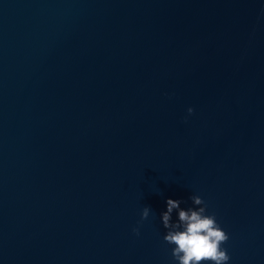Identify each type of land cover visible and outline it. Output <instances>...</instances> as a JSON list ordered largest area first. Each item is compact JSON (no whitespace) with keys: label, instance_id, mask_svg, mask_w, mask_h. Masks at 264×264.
<instances>
[{"label":"water","instance_id":"1","mask_svg":"<svg viewBox=\"0 0 264 264\" xmlns=\"http://www.w3.org/2000/svg\"><path fill=\"white\" fill-rule=\"evenodd\" d=\"M168 199L264 264V0H0V264H177Z\"/></svg>","mask_w":264,"mask_h":264},{"label":"clouds","instance_id":"2","mask_svg":"<svg viewBox=\"0 0 264 264\" xmlns=\"http://www.w3.org/2000/svg\"><path fill=\"white\" fill-rule=\"evenodd\" d=\"M191 113L192 109H188ZM193 206H200L204 201L199 196L190 197ZM179 200H166V210L161 214V223L167 230L164 242L174 245L172 257L177 264H227L230 257L222 247L229 239L217 223L215 215H208L205 207L196 210L181 209ZM176 210L177 219L172 222V213ZM150 209L144 207L141 220L148 217ZM139 235L138 229H133Z\"/></svg>","mask_w":264,"mask_h":264}]
</instances>
